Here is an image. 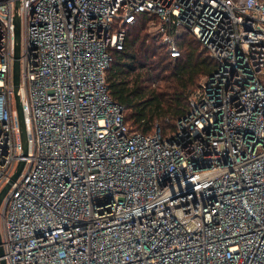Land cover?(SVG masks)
Instances as JSON below:
<instances>
[{
	"label": "built area",
	"instance_id": "obj_1",
	"mask_svg": "<svg viewBox=\"0 0 264 264\" xmlns=\"http://www.w3.org/2000/svg\"><path fill=\"white\" fill-rule=\"evenodd\" d=\"M142 15L171 58L187 31L215 63L167 137L108 94ZM21 160L0 264H264V0H0V192Z\"/></svg>",
	"mask_w": 264,
	"mask_h": 264
},
{
	"label": "trees",
	"instance_id": "obj_2",
	"mask_svg": "<svg viewBox=\"0 0 264 264\" xmlns=\"http://www.w3.org/2000/svg\"><path fill=\"white\" fill-rule=\"evenodd\" d=\"M153 19L142 15L128 29L123 50L112 51L106 83L132 131L152 134L159 128L167 137L189 112V99L212 74L215 63L187 31L179 39L181 56L171 58L150 26Z\"/></svg>",
	"mask_w": 264,
	"mask_h": 264
},
{
	"label": "water",
	"instance_id": "obj_3",
	"mask_svg": "<svg viewBox=\"0 0 264 264\" xmlns=\"http://www.w3.org/2000/svg\"><path fill=\"white\" fill-rule=\"evenodd\" d=\"M14 24H15V52H14V62H13V85H14V95H15V105L17 111V118L20 125V138H21V145L23 157L28 155V141H27V129L24 117V111L21 104V97H20V54H21V21L20 16L18 14L14 17ZM25 166V161L21 160L18 164L17 171L13 175L11 181L2 189L0 192V206L1 203L11 188V185L19 178ZM3 248L1 246V233H0V256H3ZM1 264H6L3 260Z\"/></svg>",
	"mask_w": 264,
	"mask_h": 264
},
{
	"label": "rangeland",
	"instance_id": "obj_4",
	"mask_svg": "<svg viewBox=\"0 0 264 264\" xmlns=\"http://www.w3.org/2000/svg\"><path fill=\"white\" fill-rule=\"evenodd\" d=\"M205 81V80H204ZM203 80L201 81V82H204ZM160 84H163V82H159V84L158 85H160ZM153 87V86H152Z\"/></svg>",
	"mask_w": 264,
	"mask_h": 264
}]
</instances>
